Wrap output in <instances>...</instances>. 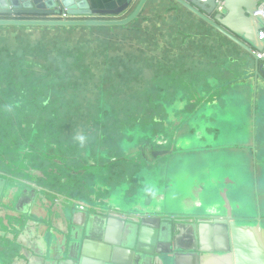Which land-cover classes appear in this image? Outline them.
Instances as JSON below:
<instances>
[{"label": "rangeland", "instance_id": "374dc122", "mask_svg": "<svg viewBox=\"0 0 264 264\" xmlns=\"http://www.w3.org/2000/svg\"><path fill=\"white\" fill-rule=\"evenodd\" d=\"M168 3L152 0L141 16L147 20L112 35L0 30V173L79 203L149 205L167 216H191L200 203L224 206L226 191L249 220L259 209L264 226V199L257 198L264 180L256 169L250 178L248 127L227 126L231 109L248 120L252 111L230 100L254 96L258 83L256 95L263 82L246 68L247 81L239 78L246 63L239 53L209 57L215 49L199 37L198 22ZM201 48L207 55L196 53ZM187 60L194 72L187 82L164 81L172 69L184 79ZM255 107L257 164L264 166V104ZM169 160L183 162L169 167Z\"/></svg>", "mask_w": 264, "mask_h": 264}, {"label": "water", "instance_id": "95a60500", "mask_svg": "<svg viewBox=\"0 0 264 264\" xmlns=\"http://www.w3.org/2000/svg\"><path fill=\"white\" fill-rule=\"evenodd\" d=\"M149 1L139 0L129 14L117 18L130 1L113 10H99L91 9L86 0H0V29L125 27L139 18ZM170 1L242 51L252 66L255 82L260 79L264 83V13L259 9L263 0ZM255 89L256 85L254 93ZM165 154L152 152V157ZM15 190L7 191L5 198L10 196L14 201ZM1 195L0 229L7 226L9 237H0L18 246V251L6 259L0 251V264H264L259 209L256 219L249 220L240 215V206L232 208L226 191L224 206H207L203 212L186 217L152 214V206L80 205L67 199L70 209H61L49 227L35 224L38 249L32 250L34 259L23 254L19 236L12 239L11 234L26 219L25 204L21 200L17 206L5 202ZM23 196L33 197V190H25ZM1 206L6 207L1 210ZM29 206L30 215L35 214L37 203L29 202ZM180 232L189 233L190 245L177 243Z\"/></svg>", "mask_w": 264, "mask_h": 264}, {"label": "crops", "instance_id": "0c3cea01", "mask_svg": "<svg viewBox=\"0 0 264 264\" xmlns=\"http://www.w3.org/2000/svg\"><path fill=\"white\" fill-rule=\"evenodd\" d=\"M127 1H130V4H129L127 10L122 15L117 16V18H120L122 16L125 17L127 14H129L134 9V7L136 6V4H137V2L139 0H86V2L88 3V5L90 6L91 9H99V10H113V9H116V8L124 5ZM151 1L152 0H150V2ZM150 2L146 4V6L144 8V11L142 12V16L143 17H146L145 13H147V11H148L147 9H148V6H149ZM168 5L170 6V9L173 8V7H176L175 4L173 2H171V1H169ZM181 14L184 15V16H187V14H185V12H181ZM189 17H190V19L192 18L195 22L197 21L198 22V25L201 27L202 35H200L199 37H201V39H207V41H209L208 43H210L211 45H213V47H214L215 50L208 51V55H210L209 57L214 56L217 59L216 61H218V58L220 57V54L222 55V53H223V55H231L233 51L236 52V53H233L235 55L237 53H239V54H241V55H243V56L246 57V55L242 51H240L235 46H233L231 43H229L226 39H224L223 37H221L218 33L214 32L213 30H211L210 28H208L206 25L202 24L195 17H193V16H189ZM197 34H199V32ZM195 42L193 44H197ZM222 46H226V47L225 48H222ZM195 50H196V53H199L200 54V56H205L204 54H206L203 48H201V49H195ZM209 50H211V48ZM229 51H231V52L229 53ZM240 52H242V53H240ZM186 58H190L189 60H191V62H194L193 61V57L189 56V57H186ZM202 58H205V57H202ZM189 60H187L185 64H183V63L181 64V67H186L187 66L186 69H183V68H180L179 69L181 71V76L184 79H180L179 80V78L176 75L174 76L173 75V73H174L173 70L174 69H172V71H170V73H171L170 76L169 75H168L169 77L166 76V78L164 79V81H167L170 84L173 83V82H176L177 83L179 81H182V82L185 81V82H187L186 78H190L188 73H194L192 70H188L189 69V66H190L188 64L189 63ZM231 60L232 59H230V57H229V59H227L225 61V64H227L228 67H234V69H231L229 72L235 73V72H237V68L239 69V67L237 65H232ZM199 64L200 63L198 62V64H196L195 67L199 68L200 67ZM190 68L192 69L193 67H190ZM245 68L248 69V70H250L251 75H252V73H253L252 72V66L251 65L249 66V65H247V63H245L242 66V70L243 71L239 75V78H243L244 77L245 81H247V74H248L247 72H249V71L248 70H245ZM179 70H177V72H179ZM182 72H186V73H182ZM248 83H249V81H248ZM161 84H163V80L162 79H161ZM216 84L218 85V83H216ZM248 85L251 87V91L253 93V86L255 87V85H253V86H251L250 84H248ZM179 86L186 87L187 85L181 83V84H179ZM256 86H257L256 88H258V83H257ZM259 91L256 90V95L254 93V96H252L253 94H251V97L245 96V98L243 100H241V101L238 100V98H239L238 97L236 99L230 100V103H229L231 105H234V104H237V103H244V104H247L248 103V104H251V110L252 111L251 112H248V116H250V120H248V119H246L244 117V116H246V114H245L246 112H241L240 111L238 113V112H235V110H233V109H231L229 111L233 116L236 117V119H235V117L230 118V119H232V122L233 123L230 124V125L227 124L228 127H232V128H235L236 129V125L237 124H239V126H241V127H245V126L248 127V130L249 131L245 135V137H246L245 143L247 141H249V140L252 141V139H253L252 137L255 138V134H257L258 124L256 123V121H254V119L256 118L255 115L257 114L256 111H255V109H256L255 104H259V102H262V104H264V83H263V85L261 84V88L259 89ZM253 98H254V102L255 103H253ZM221 113H224V112H221ZM243 119H245L246 122H243V123L239 122V123H237L238 120H243ZM211 126H213V125H211ZM213 128L215 130V134H217V140H219L220 137H219L218 131L216 129L217 126H214ZM190 129H192V128H190ZM189 133L190 134L187 135L188 137L189 136L191 137V135L192 136L194 135V131L193 130H189ZM240 146L243 147L244 145H240ZM242 150H240V152L242 154H240L239 156L245 155V154H243V151ZM181 160H183V159H181ZM181 160L180 161H173V160L170 161L169 160L167 162V164H165V165H169V167H176V165H175L176 163L182 164L183 161H181ZM252 160H253V158H252L251 152H249V157H248V161L249 162L248 163H249V165H252L250 178L253 175V172L255 174V169L253 168ZM196 162H195V164H196ZM257 162H258V159H257ZM260 163H262V162H260ZM260 163H259V165L256 164L257 165L256 166V179L259 180V181H260V178H262L264 180V173H263L262 170H260V168L261 167H264V166L260 165ZM196 184L198 186L199 191H201V192L204 191L205 187H204V183L202 182L201 179H198L197 182H196ZM15 191L17 193V195L14 196L15 201H16V199L20 198V199L17 200V204L21 200V202L25 204L26 209L28 211V214L26 215V219L24 220V222L20 225L19 230L18 231L15 230V231H12L11 232V234L13 235L12 236V239H14V237H18L19 236L18 241H19V243L21 244V246L23 248V250H22L23 251V254L28 255L30 257V259H34L35 255L32 252V250H37L38 249L36 247L35 243H34L36 241V239H37V236H38V231H37L38 228H36V225H38L40 227H42V226L49 227L50 220L55 221L56 218L59 217V213L61 212V209L62 210L63 209L64 210L70 209L69 208L70 206L67 204V202H69V201H66L67 199L64 198V197L61 198L60 196H53V195H50V194H48L46 192L36 193L35 192L36 190H33V197H30V198H27V197H24V196L21 197L22 194L24 193L23 190H20V189H17L16 188ZM224 194H225V192H224ZM176 197L179 198L178 196H176ZM226 197H227V194H226ZM260 198L261 199H264V195L258 197V199H260ZM11 199L12 198L10 196H8L5 199V202H10ZM227 199H228V197H227ZM228 201H229V199H228ZM29 202H31V203H33V202L35 203L36 202L37 203L38 207L36 208V213L35 214L30 215L31 206H29ZM229 203H230V201H229ZM81 204H83V202H81L80 205ZM13 205H16V204H13ZM9 206H10V211H14V209L11 208L12 206L11 205H9ZM207 206H208V204L205 205V206H203L201 203L200 204H197V206L195 208H191L192 210H195L194 212H191V215L196 214L198 212H203V210H205V208ZM233 207H235V206H232V208ZM75 210H77V209L75 208ZM151 211H152V214H161V213H159V209H154L153 210V208H152ZM86 212H90V211L87 210ZM262 218H263V216H262ZM30 221H33V223H30ZM5 222H6V220H5ZM171 222H170L169 225H172L173 226V223H171ZM6 227L7 226H4L3 229H0V236L1 235H4L5 237L6 236L9 237V232H8L9 230ZM70 227H71V224H69V228ZM261 227L264 229V226L261 225ZM54 232H56L57 234H60L58 231H54ZM4 236L0 237V251L3 252L4 259H6V258H10V257H13V256L16 255V253L18 251V246L12 245L10 243V241L8 239H6ZM176 241H177V243H179L181 241V243H183L184 245H190L191 237H190L189 233H182L181 234V232H180L178 234V236H177ZM4 246L6 248H4ZM23 259L24 258L22 256L21 257L22 263L24 262Z\"/></svg>", "mask_w": 264, "mask_h": 264}, {"label": "trees", "instance_id": "16d2710c", "mask_svg": "<svg viewBox=\"0 0 264 264\" xmlns=\"http://www.w3.org/2000/svg\"><path fill=\"white\" fill-rule=\"evenodd\" d=\"M175 6L176 7H173L171 9H169V10H171L172 12H175V13L176 12H180V11L181 12H185V14H187V16H192L191 14H189L188 12H186L185 10H183L182 8L177 6L176 4H175ZM143 11H144V9H143ZM141 16H142V13L140 14V16H139V18L137 20L133 21L132 23H130L129 25H127L125 27H118V28H35V29H32V28L31 29L13 28V29H5V30H16V31H27V32L28 31L29 32L38 31V32H41V33H53V34H58V33H63V32L70 33V32H73V31L87 32V33H91V34L98 33V32H108V33H110L112 35L114 33V31H117V30H128V29L132 28V25L138 20H141V19L147 20V18H142ZM45 128L49 129V126H46ZM46 129H44V131H47ZM54 147H56L58 149H63V148H59L58 144H55Z\"/></svg>", "mask_w": 264, "mask_h": 264}, {"label": "flooded vegetation", "instance_id": "af4514ba", "mask_svg": "<svg viewBox=\"0 0 264 264\" xmlns=\"http://www.w3.org/2000/svg\"><path fill=\"white\" fill-rule=\"evenodd\" d=\"M253 75V74H252ZM255 80V79H254ZM260 79H257L256 80V82H258ZM261 81V80H260ZM253 139H252V141H251V144L250 145H248V149L250 150L249 152H251V155H252V158L254 157L255 158V162L252 160V163H253V168L254 169H256V166L258 165L257 164V149H256V145H255V140H254V137H252ZM252 148L254 149V150H252ZM152 152V151H151ZM150 152V153H151ZM254 163H255V165H254ZM257 164V165H256ZM9 177H6L5 175H3L2 173H0V183H2V185H1V192H0V194L2 193V195L1 196H3V198L4 199H6L5 198V196L4 195H7L6 194V192L7 191H10L11 189H13V187H14V189H16L17 187H19V188H21L23 191H25L24 189H30L31 188V190H36L35 192L36 193H40V192H43L44 190L43 189H41V188H39V187H37V185L36 186H28V185H31V184H29V183H27V182H22V181H20V180H18L19 182H22V184H19L18 183V181H13V182H10V179H8ZM26 183L28 184V185H26ZM10 184V185H9ZM10 186H13L12 188L10 187ZM26 188H25V187ZM9 187L11 188V189H9ZM33 187H36V189H34ZM42 190V191H40V190ZM21 197H23V194H22V196ZM18 199H20V198H18ZM18 199H16V201H15V199H14V201H10V203H12L13 202V204H16V206H17V200ZM5 207L6 206H1V210H4L5 209Z\"/></svg>", "mask_w": 264, "mask_h": 264}, {"label": "clouds", "instance_id": "9594fccd", "mask_svg": "<svg viewBox=\"0 0 264 264\" xmlns=\"http://www.w3.org/2000/svg\"><path fill=\"white\" fill-rule=\"evenodd\" d=\"M77 139L79 140V142L81 143V145H83L84 140H85V137L84 136H79Z\"/></svg>", "mask_w": 264, "mask_h": 264}, {"label": "built area", "instance_id": "2783aa9c", "mask_svg": "<svg viewBox=\"0 0 264 264\" xmlns=\"http://www.w3.org/2000/svg\"><path fill=\"white\" fill-rule=\"evenodd\" d=\"M259 9L264 13V0L259 4Z\"/></svg>", "mask_w": 264, "mask_h": 264}]
</instances>
